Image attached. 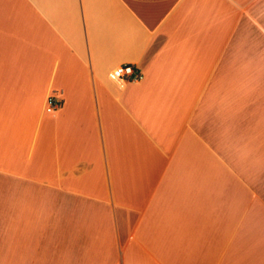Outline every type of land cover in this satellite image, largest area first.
Returning a JSON list of instances; mask_svg holds the SVG:
<instances>
[{
    "label": "crops",
    "instance_id": "obj_1",
    "mask_svg": "<svg viewBox=\"0 0 264 264\" xmlns=\"http://www.w3.org/2000/svg\"><path fill=\"white\" fill-rule=\"evenodd\" d=\"M0 264H264V0H0Z\"/></svg>",
    "mask_w": 264,
    "mask_h": 264
},
{
    "label": "built area",
    "instance_id": "obj_2",
    "mask_svg": "<svg viewBox=\"0 0 264 264\" xmlns=\"http://www.w3.org/2000/svg\"><path fill=\"white\" fill-rule=\"evenodd\" d=\"M111 77L119 81L139 80L142 78L141 71L130 64H122L114 68L111 72ZM48 107L47 110H50Z\"/></svg>",
    "mask_w": 264,
    "mask_h": 264
}]
</instances>
